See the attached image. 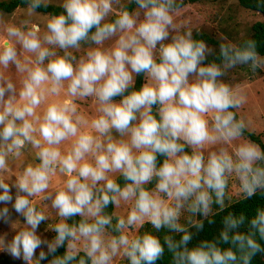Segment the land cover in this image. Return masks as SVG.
Returning a JSON list of instances; mask_svg holds the SVG:
<instances>
[{
	"label": "clouds",
	"instance_id": "clouds-1",
	"mask_svg": "<svg viewBox=\"0 0 264 264\" xmlns=\"http://www.w3.org/2000/svg\"><path fill=\"white\" fill-rule=\"evenodd\" d=\"M0 0V253L22 264H254L257 42L194 37L184 0ZM51 9V10H50ZM211 58V59H210ZM139 79V84H138ZM217 206L214 211L213 206ZM44 226V235L41 226Z\"/></svg>",
	"mask_w": 264,
	"mask_h": 264
},
{
	"label": "rangeland",
	"instance_id": "rangeland-1",
	"mask_svg": "<svg viewBox=\"0 0 264 264\" xmlns=\"http://www.w3.org/2000/svg\"><path fill=\"white\" fill-rule=\"evenodd\" d=\"M183 15L190 18L194 34L203 33L217 42H222L227 37V41L233 43L247 37L250 26L262 19L257 13L240 8L235 0L188 3L184 5ZM209 47L216 50L214 45ZM223 79L245 89L248 100L239 115L251 122L246 133L258 136L261 142L264 141V68L252 73L247 66H238L229 70ZM213 208L214 211L217 210V206L214 205ZM7 230V226L0 223V232ZM40 231L44 235H50L44 233L43 225ZM0 264H22V261L13 260L0 253Z\"/></svg>",
	"mask_w": 264,
	"mask_h": 264
},
{
	"label": "trees",
	"instance_id": "trees-1",
	"mask_svg": "<svg viewBox=\"0 0 264 264\" xmlns=\"http://www.w3.org/2000/svg\"><path fill=\"white\" fill-rule=\"evenodd\" d=\"M199 1H209V2H216L221 0H184V5L188 3H194ZM237 5L245 10L255 12L260 15L262 18L261 21L254 22L250 26V33L247 37L242 38L237 43L242 42L246 39H253L257 42V51L258 53L263 56L264 55V0H235ZM18 2V0H9V3L4 4L3 7L5 11H8L9 14L15 9V5ZM51 10V9H50ZM194 37L197 39L204 40L208 45H214L216 46V51L218 52V44L220 42H217L216 40L210 38L209 36L198 33L194 34ZM211 59V58H210ZM138 79V84H139ZM246 135H249L250 138L260 143L261 140L258 136H254L252 134L246 133ZM264 207V197H261L257 195L256 197H253L252 199L245 201V202H234L231 206V208L226 209L225 212H220L217 215H214L212 218L215 220L214 224H208L205 221V230L199 234L198 238H213L214 236H218L219 231L222 227L221 220L222 217L226 214L227 211H232L236 214H239L241 211L245 212L246 214H254V209L257 207ZM46 264V262H42ZM254 264H264V256H257L255 258Z\"/></svg>",
	"mask_w": 264,
	"mask_h": 264
}]
</instances>
